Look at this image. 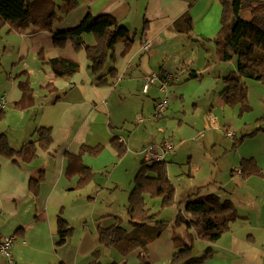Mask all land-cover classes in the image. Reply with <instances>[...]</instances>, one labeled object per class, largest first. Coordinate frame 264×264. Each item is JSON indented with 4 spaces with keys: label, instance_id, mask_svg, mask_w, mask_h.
I'll return each instance as SVG.
<instances>
[{
    "label": "crops",
    "instance_id": "crops-1",
    "mask_svg": "<svg viewBox=\"0 0 264 264\" xmlns=\"http://www.w3.org/2000/svg\"><path fill=\"white\" fill-rule=\"evenodd\" d=\"M222 1L231 2V0H79V6L65 15L61 22L55 24L52 31L76 25L87 12L93 15H109L128 28L130 40L117 42L112 51L111 61L107 63L108 67L112 66L116 71L114 77H109L112 85L98 86L88 68L84 47L95 45L96 38L92 34L83 37L84 47L76 49L67 41L62 47L57 48L53 46L51 34L48 32H34L30 27L19 33L9 28L8 32L21 38L17 47L20 58L27 52H33L36 56L32 61L38 64H41L39 55L46 60L65 58L78 64V71L65 78H56L48 66L41 64L43 67L40 68L41 75L38 79L39 91L36 94L33 89L34 104L25 110L17 109L14 105L21 100L18 82L25 80L26 77L29 82L31 81L32 76H29L28 71L23 67H16L14 76L8 77L9 84L0 82V99L3 97L6 100L5 111L11 108L7 112L18 125V131L16 128L14 131L17 137L9 135L11 138H8L5 131L1 130L3 124L0 121V134L5 133L9 145L18 149L25 142L36 140L34 131L39 127H50L52 137L51 145L47 148H38V157L30 163L20 162L16 158L0 157V240L5 236L14 238L11 248L14 264H38L40 258L41 264H76L75 260L67 257L72 248L69 247L71 237L66 245L55 247L57 215L61 212L70 224L81 225L86 223L87 219L97 216L99 209L96 213L91 210L89 200L93 203L96 198H91L87 195L88 191L78 186V176L74 174L66 176L69 162L65 154H77L82 146L101 145L103 149L99 155L105 150V158H121L127 147L117 131L120 124L130 117L127 111L132 106V102L127 106L129 101L125 104L126 100L128 98L138 100L136 94L149 95L151 88L161 94L158 83L151 85L147 92H143V79L151 73H175L177 79L169 83L168 89L171 91V86L175 87V94L179 92V98L184 103L187 91L183 86L176 85L181 80V74L185 73L187 80L191 70H195L197 74V70H200L196 61L190 57L193 48L199 44L208 47L212 42L216 50L214 39L221 27ZM184 14H188L192 22V30L188 34L177 32L174 28L177 19ZM20 61L21 59L15 64ZM208 69L209 80L200 91H194L192 96L189 95L190 99L210 98V93L215 91L210 83L215 79L211 76L220 80L222 75L224 77L230 74L229 71L223 73L226 69L221 62ZM196 80L188 81L197 83ZM47 84H51L50 92L43 89ZM55 95L59 96L56 101ZM158 99L159 97L154 95V108ZM134 111L137 112L136 109ZM136 123L140 124L138 119ZM113 139L125 147L123 155H118L111 143ZM173 151L166 155L173 154ZM153 152H159V148ZM144 155L142 161L150 159L147 158V151ZM98 156L91 157L86 154L82 161L90 168L98 167L102 161L96 160ZM118 163L116 161L113 164L116 166ZM139 166L134 170L135 174ZM41 173L43 180L39 186V194L35 196L29 190V180ZM237 173H240V170ZM213 192L206 194H214ZM227 199L238 212L242 210L230 198ZM240 206L244 208L246 203ZM112 212H101L95 218L96 233L98 226H109L113 222V217H118ZM239 214L243 219L236 221L229 232L210 245L212 258L207 264H264V218H252L241 212ZM177 227H180V230L177 229L180 234L171 226L172 235H164V230L157 239L147 245V255L151 259V264L157 261L170 264L174 250L173 236L178 234L188 241L187 236L191 230H186L184 226ZM194 238L201 241L197 236ZM78 242L92 245L93 237L84 236ZM91 248L89 247V251ZM138 254L139 250L130 253L129 257L118 255L121 257V264H138L136 260ZM0 264H6L4 258H0Z\"/></svg>",
    "mask_w": 264,
    "mask_h": 264
},
{
    "label": "trees",
    "instance_id": "trees-1",
    "mask_svg": "<svg viewBox=\"0 0 264 264\" xmlns=\"http://www.w3.org/2000/svg\"><path fill=\"white\" fill-rule=\"evenodd\" d=\"M221 4V27L214 39L217 59L221 63L236 60V71L222 78L223 87L220 96L229 106H241V109H247V85L244 79L264 83V0H231V2L222 1ZM78 6L79 0H62L61 4H57L56 0H0V29L8 25L10 29L19 33L25 32L30 27L34 32H48L51 34L53 46L57 48L70 41L76 49H79L84 47L83 37L92 34L96 38L95 45L84 47L88 68L98 86L112 85L109 77H114L116 71L114 67H108L107 63L111 61L115 44L129 41L130 32L113 17L106 14L93 15L91 12H87L76 25L68 29L52 31L55 24L61 22L65 15ZM244 12L247 15L249 13L248 19L242 17ZM174 28L177 32L188 34L192 30L189 15L184 14L178 18ZM39 61L42 65L48 66L56 78L69 77L78 71V64L73 60L65 58L46 60L39 55ZM200 77L201 75L195 70H191L187 80ZM50 85L47 84L43 89L50 92L52 90ZM18 88L21 92V100L14 107L25 110L33 106L34 91L27 77L18 82ZM58 98L59 96L55 95L54 101ZM5 107L6 100L4 108L0 109V121L5 117ZM34 134L36 140L27 141L18 149L9 145L5 133L0 134V157L16 158L25 163L35 160L38 157V148H47L51 145V128L39 127ZM244 137L242 136L238 141L241 142ZM111 143L119 156L125 153V147L116 139ZM102 149L101 145L82 146L77 154L66 153L69 162L66 176L77 175L78 186L90 182L94 173L83 163L82 157L86 154L96 157ZM166 164V160H147L140 163L128 195L126 213L130 229L123 227L122 220L117 216L113 217V222L109 226H98L97 236L102 247L114 249L122 257L139 250L138 264H151L146 253L147 245L161 235L167 224L159 218V213L151 211L145 198L148 195L158 197L161 208L175 203V188L167 175ZM240 173L242 177L262 174L253 158L242 159ZM42 180V173L29 180V190L33 195L39 194ZM194 194L196 198L190 194L181 201L183 212L179 210L174 219L175 226H184L186 230H191V233L187 236L188 241L178 234L173 236L174 250L170 264H207L212 258L211 246L206 247L203 255L196 256L193 253V237L197 236L205 243L213 244L223 234L229 232L236 221L243 219L229 199L222 201L215 194L204 196ZM72 232V225L60 212L56 218L55 247L66 245ZM97 253L98 251H95L93 255Z\"/></svg>",
    "mask_w": 264,
    "mask_h": 264
},
{
    "label": "rangeland",
    "instance_id": "rangeland-1",
    "mask_svg": "<svg viewBox=\"0 0 264 264\" xmlns=\"http://www.w3.org/2000/svg\"><path fill=\"white\" fill-rule=\"evenodd\" d=\"M56 2L61 4L62 0H56ZM249 16V13L247 15L245 12L242 15L245 19ZM8 30V25L0 29V82L9 84L8 77L14 76L16 71L14 68L23 67L28 71L29 76H32L31 86L37 94L40 68L43 66L32 61L36 56L33 52H27L22 58L19 57L17 47L21 38ZM190 53V57L200 67L197 71L201 77L195 83V81L186 80L185 73L181 74V80L176 86H183L187 91L184 103L179 98L180 93L175 94V87L172 86L171 91L167 87L168 106L165 113L160 116L154 115L153 98L155 95L161 99L164 94H159L151 88L149 95L136 94L138 100L128 98L125 104L129 101L127 104L129 106L132 102V106L127 111L130 117L120 124L117 131L126 143V153L119 159L116 157L109 159L104 157L106 154L104 150L96 158V160H102L100 165L91 168L96 175L82 186L85 191H88L87 195L96 198L93 203L89 200L91 203L89 206L93 212L96 213L97 209H99L98 215L101 212H115L127 230L130 229V224L126 209L128 195L133 186L134 170L138 168L146 151H155L164 141L170 143L174 150L173 154L165 156V160L167 175L175 188V203L161 208L158 197L148 195L145 198L151 211L159 213V218L166 222L164 235H172L171 226L175 230H180V227L174 225V219L179 210L183 212L181 201L191 192L196 198L194 194L196 192L204 195L214 191L213 193L222 201L230 198L234 204L239 205L242 209L239 213L252 218H264V83L244 79L247 85V109L224 103L220 96L223 75L219 78L220 80L211 76L215 79L210 81L215 91L210 93V98L190 99L189 95L192 96L194 91H200L209 80L208 68L220 64L212 42L208 47L199 44ZM20 59L21 61L15 64ZM221 65L226 69L223 73L236 71V60L221 63ZM9 109L11 108L6 109L5 117L1 120L3 124L1 130L5 131L8 138H14L17 137L14 131L15 128L18 131V125L8 114ZM139 118L142 119V123L137 124L136 120ZM227 133L234 137L227 136ZM242 136L245 137L239 142ZM251 158L254 159L263 175L255 174L248 176L249 178L240 176L237 171L240 170L241 159ZM116 161L119 163L115 166L113 163ZM244 203L246 206L243 208L240 205ZM97 216L87 219V222L81 225L71 223L73 232L70 246H68L72 248L67 257L75 260L76 264H93L94 262L121 264V257L117 251L104 248L99 244L95 227ZM177 232L181 233L178 230ZM90 235L93 237L92 245L78 242L84 236L89 238ZM209 245L211 244L194 238V255L200 257ZM89 247H92L90 251ZM94 250L98 251L96 255H93ZM146 253L148 254L147 249ZM37 263L41 264V258ZM153 263L165 264L161 261Z\"/></svg>",
    "mask_w": 264,
    "mask_h": 264
},
{
    "label": "built area",
    "instance_id": "built-area-1",
    "mask_svg": "<svg viewBox=\"0 0 264 264\" xmlns=\"http://www.w3.org/2000/svg\"><path fill=\"white\" fill-rule=\"evenodd\" d=\"M144 48L146 49L147 45H145ZM175 79H177V76L172 73L166 75L164 74L163 76L157 73H151L144 77L143 92H147L151 85L158 83L159 84L158 90L161 92V94H164V97H162L156 102L155 114H154L155 116H160L165 113L168 106L167 87L169 83ZM4 104H5V99L2 97L0 99V109L4 108ZM138 122L141 123L142 119L139 118ZM227 136L232 137L233 135L227 133ZM172 150H173V146L168 142H164L159 147V152H153L152 150L147 151L148 152L147 158H150L148 160L162 161L164 159V156L167 153H170ZM13 242H14V238L11 236H5L0 240V258H4L6 264H14L11 255V248Z\"/></svg>",
    "mask_w": 264,
    "mask_h": 264
}]
</instances>
